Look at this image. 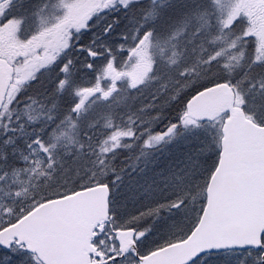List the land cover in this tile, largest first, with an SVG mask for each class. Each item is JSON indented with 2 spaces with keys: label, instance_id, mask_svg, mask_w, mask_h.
<instances>
[{
  "label": "snow or ice",
  "instance_id": "obj_1",
  "mask_svg": "<svg viewBox=\"0 0 264 264\" xmlns=\"http://www.w3.org/2000/svg\"><path fill=\"white\" fill-rule=\"evenodd\" d=\"M0 264H264V0H0Z\"/></svg>",
  "mask_w": 264,
  "mask_h": 264
}]
</instances>
